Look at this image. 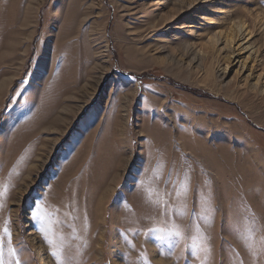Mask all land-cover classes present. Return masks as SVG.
Listing matches in <instances>:
<instances>
[{"label":"rangeland","instance_id":"rangeland-1","mask_svg":"<svg viewBox=\"0 0 264 264\" xmlns=\"http://www.w3.org/2000/svg\"><path fill=\"white\" fill-rule=\"evenodd\" d=\"M263 28L264 0H0L6 261L264 264Z\"/></svg>","mask_w":264,"mask_h":264},{"label":"snow or ice","instance_id":"snow-or-ice-1","mask_svg":"<svg viewBox=\"0 0 264 264\" xmlns=\"http://www.w3.org/2000/svg\"><path fill=\"white\" fill-rule=\"evenodd\" d=\"M4 192L0 191V196H3ZM34 215L39 219L40 218V209L39 206L37 208V211L34 213ZM177 235H179L177 233ZM7 237V248H8V255L10 257H14L16 255V250L12 247V234L9 231L8 227L5 226L3 229V235H0V264H9L8 261L5 259V239L4 237ZM16 264H19V261H16Z\"/></svg>","mask_w":264,"mask_h":264},{"label":"bare ground","instance_id":"bare-ground-1","mask_svg":"<svg viewBox=\"0 0 264 264\" xmlns=\"http://www.w3.org/2000/svg\"><path fill=\"white\" fill-rule=\"evenodd\" d=\"M245 24L244 23H239V24H233L230 28H229V31L228 33L226 34V37H225V43L226 44H229V48L232 49V45L231 43H235V41L237 39H239V35H241L243 33V31H245ZM264 30V28H263ZM228 47V46H227ZM243 48H241V45L238 44L237 45V48H236V51L240 52ZM234 50L235 49H232V53H234ZM249 58L248 56L245 57V60ZM245 62H243V65H244ZM42 247V246H41Z\"/></svg>","mask_w":264,"mask_h":264},{"label":"trees","instance_id":"trees-1","mask_svg":"<svg viewBox=\"0 0 264 264\" xmlns=\"http://www.w3.org/2000/svg\"><path fill=\"white\" fill-rule=\"evenodd\" d=\"M139 81H148V80H151L152 77H148V76H145V75H139V76H135Z\"/></svg>","mask_w":264,"mask_h":264}]
</instances>
